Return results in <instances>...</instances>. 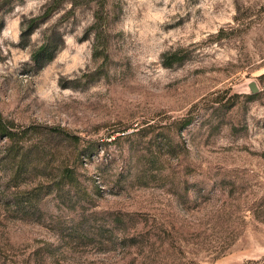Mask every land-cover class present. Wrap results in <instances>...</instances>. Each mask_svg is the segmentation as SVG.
Here are the masks:
<instances>
[{
  "label": "rangeland",
  "instance_id": "1",
  "mask_svg": "<svg viewBox=\"0 0 264 264\" xmlns=\"http://www.w3.org/2000/svg\"><path fill=\"white\" fill-rule=\"evenodd\" d=\"M52 2L0 0V264H264V0Z\"/></svg>",
  "mask_w": 264,
  "mask_h": 264
},
{
  "label": "trees",
  "instance_id": "2",
  "mask_svg": "<svg viewBox=\"0 0 264 264\" xmlns=\"http://www.w3.org/2000/svg\"><path fill=\"white\" fill-rule=\"evenodd\" d=\"M61 0H53L52 4L47 7L45 12L43 13L42 17L47 16L51 10L53 9V6H57L60 3ZM78 0H71L72 5H76ZM36 18L29 19L27 23V28L32 26L36 22ZM106 21V16L104 14H101L100 12L95 13V22L92 24V28L95 29V40L97 43L100 44L101 46V51L104 56V58L107 57L105 53L106 49V40H105V35L103 33V26ZM49 44L47 42L41 44L38 49L35 51V54L33 55L36 59L39 55H43L48 52ZM163 62L165 65H172L174 63H177L181 61L184 58V55L181 54L180 51H174L170 52L164 55L163 57ZM260 79L264 78V73L259 76ZM257 92V91H256ZM256 92L254 94H256ZM254 96V95H253ZM193 122V117H187L183 118L181 120H177L173 123L174 129L176 132L180 133L184 128L189 126ZM27 131L25 129H17L16 130V125H14L13 122L8 121L4 118L2 113L0 112V137L2 138H7L12 142H18L21 136H24V134ZM74 141H78V138L76 136L71 137ZM92 149V146L88 147L87 149L83 150V153H86L87 151H90ZM65 173L67 176L72 177V171L65 169Z\"/></svg>",
  "mask_w": 264,
  "mask_h": 264
},
{
  "label": "water",
  "instance_id": "3",
  "mask_svg": "<svg viewBox=\"0 0 264 264\" xmlns=\"http://www.w3.org/2000/svg\"><path fill=\"white\" fill-rule=\"evenodd\" d=\"M253 90H254V91H257V89H256L255 87H253Z\"/></svg>",
  "mask_w": 264,
  "mask_h": 264
}]
</instances>
